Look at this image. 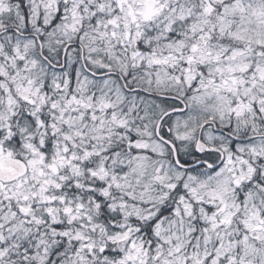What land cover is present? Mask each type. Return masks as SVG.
Returning <instances> with one entry per match:
<instances>
[{"label":"snow or ice","instance_id":"6c2138e0","mask_svg":"<svg viewBox=\"0 0 264 264\" xmlns=\"http://www.w3.org/2000/svg\"><path fill=\"white\" fill-rule=\"evenodd\" d=\"M0 264H264V0H0Z\"/></svg>","mask_w":264,"mask_h":264}]
</instances>
